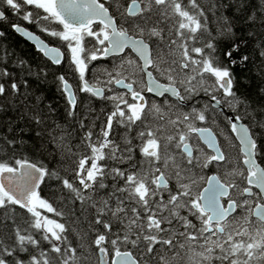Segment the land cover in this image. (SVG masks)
<instances>
[{"label": "snow or ice", "instance_id": "6c2138e0", "mask_svg": "<svg viewBox=\"0 0 264 264\" xmlns=\"http://www.w3.org/2000/svg\"><path fill=\"white\" fill-rule=\"evenodd\" d=\"M0 6V264H264V0Z\"/></svg>", "mask_w": 264, "mask_h": 264}, {"label": "trees", "instance_id": "16d2710c", "mask_svg": "<svg viewBox=\"0 0 264 264\" xmlns=\"http://www.w3.org/2000/svg\"><path fill=\"white\" fill-rule=\"evenodd\" d=\"M109 2H111V0H109ZM200 2H206V0H200ZM107 6V5H106ZM2 7V6H0ZM6 13L7 10L5 9ZM209 20L211 21V17H209ZM9 22H16V23H20L25 25L26 27H29L31 30H35L33 25H28L26 22L22 21L19 19V17L17 16H13L11 14L7 15V19L5 20H0V30H4L7 40L4 42H0V43H6L8 45L9 50L12 52V56L7 60V62L5 63H0V68H7L10 72H16L18 75L20 73V69L18 67H14L12 65V60L15 59L16 57H20L23 58L24 60L28 61L29 63H33L35 62L38 57L36 54V51L33 47V45L28 42L26 39H24L20 34L14 32L10 27H9ZM211 27V23L209 25ZM257 29H259V24L256 25ZM41 37L45 38L43 36V34H41ZM47 39H51V38H47ZM259 59V57H256V60L252 61V64H256V68L257 71H259L260 69V65L256 63V61ZM40 63H44L43 60L40 61ZM252 64H250L249 66H247L244 69V72L250 73V70L252 68ZM55 69H49V76H48V81L46 83V85L44 86L45 89V95L48 97V99L53 103V106H59L60 111H63V106H64V101L60 98V95L57 91V87H56V83L55 80L53 78V76L51 75L52 72H54ZM0 82H3L2 79H0ZM73 84L74 89L76 88V80L75 78H72L70 81ZM251 83L253 85V88H255L256 86L259 85L260 83V76L258 74H253L251 75ZM252 89H249V91H251ZM77 97H78V102L80 100H82L84 98V94L81 93H77ZM90 106L94 109H96L97 111L100 110L101 108L104 107V105L97 99L93 98L89 101ZM93 115H95V113H93ZM99 119H97L96 124L97 127L99 126ZM60 123H64L63 120L60 121ZM85 123H87V120L85 121ZM71 129H69L70 131ZM0 131H2V129H0ZM30 134H26L25 135V139H29ZM77 141L76 140H72L71 143L75 144ZM49 151H51V148H49ZM73 151H75V149H73ZM31 154V153H29ZM259 162V161H258ZM45 163H49L48 160H45ZM58 207V205H56ZM22 215V213H21ZM51 215V214H50ZM93 260L96 259V257H92Z\"/></svg>", "mask_w": 264, "mask_h": 264}, {"label": "flooded vegetation", "instance_id": "af4514ba", "mask_svg": "<svg viewBox=\"0 0 264 264\" xmlns=\"http://www.w3.org/2000/svg\"><path fill=\"white\" fill-rule=\"evenodd\" d=\"M39 34V33H38ZM94 64H104L105 63V61L104 60H100V61H98V62H93ZM205 99H207V98H205L204 96H203V94H201V100L203 101V100H205ZM225 111H227V110H225ZM217 123L220 125V127H223V124L221 123V121L220 120H218L217 121ZM197 126H210L211 127V125L209 124V125H201V124H199V123H197ZM213 131H216V128L215 127H213Z\"/></svg>", "mask_w": 264, "mask_h": 264}, {"label": "water", "instance_id": "95a60500", "mask_svg": "<svg viewBox=\"0 0 264 264\" xmlns=\"http://www.w3.org/2000/svg\"><path fill=\"white\" fill-rule=\"evenodd\" d=\"M20 24V23H19ZM22 26H24V27H26L25 25H23V24H21ZM23 37V36H22ZM24 39H26L25 37H23ZM42 39H44L43 37H42ZM27 40V39H26ZM28 41V40H27ZM29 42V41H28ZM31 43V42H30ZM32 44V43H31Z\"/></svg>", "mask_w": 264, "mask_h": 264}]
</instances>
